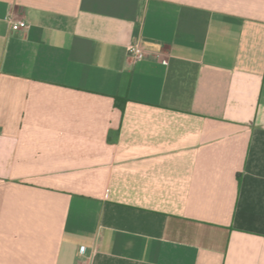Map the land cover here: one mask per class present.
Wrapping results in <instances>:
<instances>
[{
	"label": "crops",
	"instance_id": "crops-1",
	"mask_svg": "<svg viewBox=\"0 0 264 264\" xmlns=\"http://www.w3.org/2000/svg\"><path fill=\"white\" fill-rule=\"evenodd\" d=\"M0 264H264V0H0Z\"/></svg>",
	"mask_w": 264,
	"mask_h": 264
},
{
	"label": "built area",
	"instance_id": "built-area-1",
	"mask_svg": "<svg viewBox=\"0 0 264 264\" xmlns=\"http://www.w3.org/2000/svg\"><path fill=\"white\" fill-rule=\"evenodd\" d=\"M18 25L24 26V22H19ZM127 51L136 60L143 56V49L138 43L129 44L127 46Z\"/></svg>",
	"mask_w": 264,
	"mask_h": 264
}]
</instances>
